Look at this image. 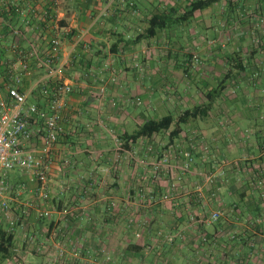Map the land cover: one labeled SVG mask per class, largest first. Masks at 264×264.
<instances>
[{
	"label": "crops",
	"instance_id": "1",
	"mask_svg": "<svg viewBox=\"0 0 264 264\" xmlns=\"http://www.w3.org/2000/svg\"><path fill=\"white\" fill-rule=\"evenodd\" d=\"M50 1L21 15L13 8L26 9L29 0H0V63L6 69L16 63L8 51L13 42L36 47L42 57L18 86L29 105L42 108L31 121L27 149L41 155L54 101L65 128L49 156L48 185L29 183L32 172L21 169L0 176V190L3 181L11 188L0 195V222L8 229L20 221L11 256L0 253V264H264V26L257 17L248 16L243 31L245 71L237 62L224 71L211 53L200 64L183 59L187 34L180 37L187 48L172 45L178 29L189 28L197 39L199 29L218 35L226 15L217 5L190 25L138 40L157 10L183 11L190 0H56L54 7ZM247 2L264 12V0ZM56 35L62 49L52 72L42 62ZM3 65L0 94L8 99ZM227 74L212 112L183 126L174 142L170 131L126 139L149 119L204 105L205 92ZM197 78L201 86L190 82ZM187 154L194 157L190 170ZM167 155L170 164L156 173ZM41 211L50 217L41 218ZM215 212L220 221L206 223Z\"/></svg>",
	"mask_w": 264,
	"mask_h": 264
},
{
	"label": "built area",
	"instance_id": "2",
	"mask_svg": "<svg viewBox=\"0 0 264 264\" xmlns=\"http://www.w3.org/2000/svg\"><path fill=\"white\" fill-rule=\"evenodd\" d=\"M30 6L28 8L14 7V11L21 15H28L33 12L32 6L39 0H29ZM51 7L57 4L56 0L50 1ZM45 9L46 19L53 21V12ZM10 13V12H9ZM15 36L21 35L19 30H12ZM62 49V40L59 35L52 37L50 41V48L46 51L43 65L49 68L52 72L55 69L56 63L60 58ZM9 53L16 60L15 64L8 65V68L0 63L5 68L8 75V99L0 94V176L6 177L17 169L32 172L29 183L36 184L42 182L43 185L49 184L48 171L51 160H49L50 153L54 144L58 143L60 137L64 135L65 128L61 124V117L59 115L58 102L54 101L50 105L49 113L46 115V130L42 138L41 155H36L27 149V144L33 139L34 133L30 128L31 121L39 116L42 110L37 104L28 103L29 94L22 91L18 86L24 80V77H32L34 71L32 64L41 60V53L36 47H25L18 42H13L8 47ZM2 56V53L0 54ZM67 92H71L70 86L66 88ZM141 101L138 100L137 104ZM120 140H118L119 142ZM153 151V149H150ZM194 158L191 154H187V161L184 164L185 170H190ZM170 164V157L167 155L161 159L159 163L154 166L155 172L160 173ZM208 183L213 184L215 177L212 175L206 178ZM2 189L0 195L5 190L10 189V185L2 182ZM25 189V186L23 187ZM44 199H49V194L43 195ZM4 209L9 210L8 203L3 202ZM40 217H50L49 211H41ZM222 217L221 212L213 213L206 223L214 224L219 222ZM18 220H14L11 226L14 227ZM61 253H64L63 249Z\"/></svg>",
	"mask_w": 264,
	"mask_h": 264
},
{
	"label": "trees",
	"instance_id": "3",
	"mask_svg": "<svg viewBox=\"0 0 264 264\" xmlns=\"http://www.w3.org/2000/svg\"><path fill=\"white\" fill-rule=\"evenodd\" d=\"M247 1L248 0H190L189 4L183 11H180L177 8H165L164 10H157L156 14L153 15L149 20V27L146 31V34L139 36L138 40L143 38H156L161 31L169 33V31L171 32L173 28L180 27L181 25H190L195 19L197 13L214 9L216 5H223V12H225L226 19L228 18L227 23H231V25H235V27L239 22L246 23V19L248 16H250V18L253 17L254 20L255 17H257V20L259 21V24L257 23V26L262 27V25H264L262 24L264 22L263 17L258 16L259 14L264 16V12L262 13L263 6L258 3L252 10L249 7ZM252 12L256 15L254 16ZM257 44L258 46H260L261 41H258ZM184 58L188 61L199 64L201 63L199 61H194L195 56L193 57V55L190 53L184 54L183 59ZM228 58L231 59L232 62H237L236 67L241 72L245 71L244 61L246 60V58L245 54L242 53V50L236 51L235 49L231 56H229ZM231 71L233 72L234 69H232ZM229 79V74H227L223 80H220L218 82L216 88L205 92L208 102H206L204 105H198L193 107L192 109L186 110L182 115L178 117L174 115H168L160 119H149L139 128L137 132L126 139L132 141L150 139L154 135L164 134L170 131V142H174L176 138H178L179 135L183 132V126L201 117H207L209 113L212 112L217 97L222 95L223 92L227 89ZM38 106L42 110L41 106ZM9 190H11V188ZM41 218L48 219L49 217ZM19 225L20 221H17L14 227L9 226V228L6 229L4 224L0 222V253L8 254V257L11 256L17 236L16 229ZM142 249L143 248H140L138 249V251L140 252V250L142 251Z\"/></svg>",
	"mask_w": 264,
	"mask_h": 264
},
{
	"label": "rangeland",
	"instance_id": "4",
	"mask_svg": "<svg viewBox=\"0 0 264 264\" xmlns=\"http://www.w3.org/2000/svg\"><path fill=\"white\" fill-rule=\"evenodd\" d=\"M223 11H224L223 5H217V13L219 12L220 14H222ZM244 12H245V10H244ZM258 17H262V16H258ZM225 21L226 22H222V25H220V29H219L220 31H219L218 35H216V33H214V31H213V32H211V34L209 36H207L208 34H206L204 30L199 29V33H200L199 39H197L195 37V35L194 36L191 35L190 30H188L189 28L186 31H181L179 29H178L179 31L178 30L176 31V28H173L172 31L173 32L176 31V34L179 36V38L173 40L172 45H174V46L176 45V47H177V42H179L178 46H184L185 48H187L186 47L187 43L180 39V37L183 34L184 35L187 34L188 37H184L183 39H185V38L188 39V40L186 39L185 41H187V42L189 41L188 49H189V53L192 54L193 57L195 56L194 61L204 62L203 61L204 55L211 53V54L215 55L216 60L222 64V67L226 66L228 63L232 62L231 59H229L228 57L231 56L234 49H236L237 47H241L242 53L245 54V46L247 45V43L245 44L246 36L244 35L243 31H244V29L247 28L249 21H248V23H240L239 22V23H237L238 25L236 27H235V25L234 26H228V24H229V23H227L228 18ZM263 21H264V17H263ZM216 23H218L217 20H216ZM258 24H259V21H258ZM262 24H264V22ZM263 26L264 25H262V27ZM201 36H203V37H201ZM260 36H261L260 33H258L257 40L260 38ZM203 41L205 42L204 45L202 46V49H204V51L203 50L202 51L201 50L196 51L195 46L197 44H202ZM223 68L224 69H220V70L226 71L225 67H223ZM190 82H193L199 86H201L199 83L202 84L201 80L198 78L194 79V80L190 79ZM214 87L209 88V91L214 89ZM203 89H204V87H203ZM206 102H208V100H206ZM226 109L229 110L228 107ZM11 207L12 206H10V208L8 210L9 212L12 211ZM9 212H8V215H9ZM62 249L63 248H60V251H62Z\"/></svg>",
	"mask_w": 264,
	"mask_h": 264
}]
</instances>
